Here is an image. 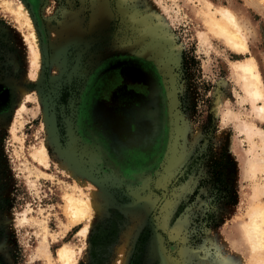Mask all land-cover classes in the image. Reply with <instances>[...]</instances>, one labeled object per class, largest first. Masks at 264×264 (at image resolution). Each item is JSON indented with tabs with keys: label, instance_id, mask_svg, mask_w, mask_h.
<instances>
[{
	"label": "rangeland",
	"instance_id": "rangeland-1",
	"mask_svg": "<svg viewBox=\"0 0 264 264\" xmlns=\"http://www.w3.org/2000/svg\"><path fill=\"white\" fill-rule=\"evenodd\" d=\"M9 1L29 12L42 59L32 67L29 31L0 0V264H60L56 255L65 243L74 246L77 264H93L94 254L102 264H122L127 255V264H255L243 222L250 209L264 206L256 189L264 182L247 165L259 139L243 127L264 130V120L236 65L255 59L264 87V4ZM204 1L233 11L245 52L213 36ZM191 53L212 87L213 151H226L234 163L226 179L235 206L222 208L210 186L199 188L205 167L188 169L209 144L183 110L190 103L181 101L191 84L183 57ZM43 144L48 166L32 157ZM78 190L97 192L104 211L93 214L91 225L68 230L64 196ZM149 199L146 212L139 206ZM45 234L51 262L39 255Z\"/></svg>",
	"mask_w": 264,
	"mask_h": 264
},
{
	"label": "bare ground",
	"instance_id": "bare-ground-1",
	"mask_svg": "<svg viewBox=\"0 0 264 264\" xmlns=\"http://www.w3.org/2000/svg\"><path fill=\"white\" fill-rule=\"evenodd\" d=\"M1 1H3L6 9L10 11L16 18V21L23 28H26L29 31V36H24V38L30 46V52L32 57L31 65L33 68L38 67L41 64L42 58L39 52V40L37 39V35L33 28V21L31 22L30 20L29 12L27 11L23 3H19L17 4V6H15L13 1ZM256 1L264 4V0ZM201 4L211 16L209 21V27L213 36L216 35L233 50L240 53L245 52L247 50V38L245 36L242 25L240 24L237 16L233 13V11H230L227 8H218L208 1H204ZM207 12L205 11V13ZM236 71L241 77L243 89L247 97L251 100L253 104V111H255L257 117L264 120V87L262 82V76L260 74L257 63L255 62V59L248 58L244 61L238 62V64L236 65ZM39 76L40 73L36 70V78ZM259 102L260 104H258ZM24 109L25 106L22 104L21 110ZM243 130L247 132L252 138L259 139L258 143L253 142V147L250 150V153L252 154V159L247 160V165L249 164V168L251 169L253 177H261L262 182H264V130L257 128L255 125L247 124L244 125ZM32 157L41 165H49L47 146L45 144H43L40 149H36L32 153ZM183 161V158H181L177 163L181 164L183 163ZM256 189L257 195L259 197H264V184L260 185V187ZM76 193L66 194L64 196V200L66 203L65 208L69 220V227L67 228L68 230L88 220H90L91 225V219L93 214L98 213L104 209L103 205L97 200L98 193L94 190L88 195H86L82 190L79 191L78 195ZM143 203L144 205H141L139 207L145 210L146 212H149L153 205L152 199L144 200ZM260 205L250 209V211L246 214L243 222L245 238L250 247L251 257L255 261V264H264V206ZM28 220L29 219L24 218L25 222ZM88 225L85 226V228H83L80 233L81 236L84 238L88 235L90 226ZM43 241L44 243L41 244L42 246L39 248V255L44 256L48 260V262H51L52 257L47 246L46 234ZM77 257L79 256H76L74 246L68 243H65L63 246H61L58 249L56 255V259L60 264H77ZM128 258V255L125 256L122 261V264H127Z\"/></svg>",
	"mask_w": 264,
	"mask_h": 264
},
{
	"label": "trees",
	"instance_id": "trees-1",
	"mask_svg": "<svg viewBox=\"0 0 264 264\" xmlns=\"http://www.w3.org/2000/svg\"><path fill=\"white\" fill-rule=\"evenodd\" d=\"M183 71L186 79L191 83L188 91H186L185 97L181 98L183 105L187 102L188 106H183V110L189 112L192 117V122L196 127H200L205 138L202 140V144L208 141V148L203 152L198 150L197 155L192 159L189 165V170L192 171L198 167H205L208 172V177L203 180V184L199 188L204 186H210L211 197L214 199V203L220 205L222 208L236 205V193L227 181V172L234 165L232 159L229 157L226 151L221 154L214 153L213 151V138L216 133L215 116L210 109L211 100L208 97L212 87L201 79L200 61L194 54H186L183 57ZM197 95L196 100H190V93ZM200 102V103H198ZM198 191H196L197 195ZM211 226L218 227L217 220L213 219ZM93 264H102V260L93 255Z\"/></svg>",
	"mask_w": 264,
	"mask_h": 264
}]
</instances>
